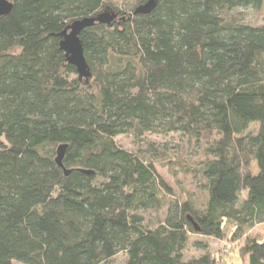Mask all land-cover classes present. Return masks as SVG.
Here are the masks:
<instances>
[{"label":"trees","instance_id":"obj_1","mask_svg":"<svg viewBox=\"0 0 264 264\" xmlns=\"http://www.w3.org/2000/svg\"><path fill=\"white\" fill-rule=\"evenodd\" d=\"M7 1L0 264H219L187 250L223 239L226 224L248 264H264V238L251 234L264 225V23L233 13L264 0H157L147 13L135 10L148 0ZM102 13L116 18L78 34L85 77L62 33ZM170 133L195 145L185 172L199 204L115 141Z\"/></svg>","mask_w":264,"mask_h":264},{"label":"rangeland","instance_id":"obj_2","mask_svg":"<svg viewBox=\"0 0 264 264\" xmlns=\"http://www.w3.org/2000/svg\"><path fill=\"white\" fill-rule=\"evenodd\" d=\"M119 2L125 6H129L128 3H125L126 0H119ZM233 13L238 14L243 18L244 22L249 24L259 25L264 23V6L259 10L249 7L239 8ZM115 141L118 145L133 153L150 158L156 165V170L159 175L177 195L179 194L182 197L191 195L198 204L203 201L204 193L198 190L194 178L185 172V167H197L194 162L197 158L192 156L191 158H187L189 157V153L195 151L193 150L195 145L192 142L184 145L185 143L181 141L177 134L171 133L166 136L146 134L142 140L136 139L131 135H118L115 137ZM183 145L185 146V148L183 147V151L176 152ZM152 147H155V150H152ZM251 172H257L255 163L251 164ZM145 215L147 217L149 213ZM150 217L155 219L156 215L151 214ZM224 231L226 235L221 240L213 237L203 238L207 243L206 250L189 246L187 257L198 256L204 252H208L219 264H248L247 256L241 251L243 240H232L230 226L228 224L225 225ZM251 234L260 239L264 238V225H256L251 230Z\"/></svg>","mask_w":264,"mask_h":264},{"label":"water","instance_id":"obj_3","mask_svg":"<svg viewBox=\"0 0 264 264\" xmlns=\"http://www.w3.org/2000/svg\"><path fill=\"white\" fill-rule=\"evenodd\" d=\"M157 0H148L145 4L140 5L135 12L139 13H147L151 11L156 4ZM12 8V4L7 0H0V16L8 14ZM116 18L114 13H102L96 17H90L81 19L78 21L73 22L67 30L62 33V41H61V48L69 55V61L73 63L80 75L82 76H89L88 67L85 62L83 56V50L81 43L79 41L78 34L79 32L86 26H90L95 22L99 23H111ZM66 145L60 144L56 148V157L55 162L58 166L63 167L62 159L65 153ZM87 172V171H86ZM64 173H68V171L64 170ZM87 173H90L89 171ZM196 229V224H193Z\"/></svg>","mask_w":264,"mask_h":264}]
</instances>
